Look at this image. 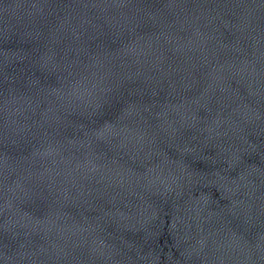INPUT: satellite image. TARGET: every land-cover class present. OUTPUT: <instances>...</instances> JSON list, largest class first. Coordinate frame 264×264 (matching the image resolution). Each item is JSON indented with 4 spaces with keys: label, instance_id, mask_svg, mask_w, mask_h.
Listing matches in <instances>:
<instances>
[{
    "label": "water",
    "instance_id": "obj_1",
    "mask_svg": "<svg viewBox=\"0 0 264 264\" xmlns=\"http://www.w3.org/2000/svg\"><path fill=\"white\" fill-rule=\"evenodd\" d=\"M0 264H264V0H0Z\"/></svg>",
    "mask_w": 264,
    "mask_h": 264
}]
</instances>
